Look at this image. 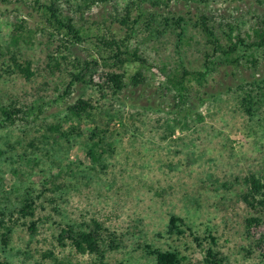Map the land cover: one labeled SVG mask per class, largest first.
I'll return each instance as SVG.
<instances>
[{
  "label": "rangeland",
  "instance_id": "374dc122",
  "mask_svg": "<svg viewBox=\"0 0 264 264\" xmlns=\"http://www.w3.org/2000/svg\"><path fill=\"white\" fill-rule=\"evenodd\" d=\"M85 2L92 4L90 9ZM60 5L87 36L72 49L76 56L82 61L100 60L108 56L103 37L126 40L148 62L143 68L139 63L126 65L127 80L142 69L147 83L116 96L108 91L104 97L97 74L92 84L77 83L67 95L71 73L76 70L71 60L63 58L69 53L60 48V38L50 37L52 29L42 30L46 23L34 0L0 1V102L37 103L45 110L36 122L0 128V210L20 206L27 192L42 190L53 181L61 189L55 192L52 185L45 187L51 202L37 210L35 220L59 219L57 205L62 220H100L123 242L116 251L105 247L104 259L80 254L69 244L61 246L58 229L43 220L35 236L18 226L7 248L0 237V258L10 264H157L144 251V245H152L177 251L184 258L182 264H200L214 247L211 233L218 238L215 249L226 264H264V248L258 245L261 229L255 225L249 230L247 222L257 213L242 198L247 179L264 174V104L255 106L250 116L243 95L236 90L245 82L264 80V49L241 50L242 55L257 58V69L244 61L240 68L218 65L209 72L203 103L193 83L196 96L189 125L176 128L173 134L168 128L174 125L173 101L160 89L181 61L191 71L205 70V38L195 25L202 14L213 20L219 36L229 24L238 26L243 36L252 35L264 19V0H148L143 17L132 0H61ZM176 15L186 22L182 44L175 26L162 23L163 16ZM22 20L34 31L32 40L22 43L19 59L31 62L35 73L31 79L13 71L7 52L14 26ZM50 57L57 58L60 69L51 67L56 61ZM80 99L122 115L108 129L110 150L101 163L92 162L87 154L92 121L65 122L68 108ZM62 122L65 129L76 127L81 135L48 138V128ZM172 216L183 218L202 245L189 231L171 235ZM3 231L0 228V234Z\"/></svg>",
  "mask_w": 264,
  "mask_h": 264
},
{
  "label": "trees",
  "instance_id": "16d2710c",
  "mask_svg": "<svg viewBox=\"0 0 264 264\" xmlns=\"http://www.w3.org/2000/svg\"><path fill=\"white\" fill-rule=\"evenodd\" d=\"M0 1L6 4L11 2V0ZM60 1L50 0L48 3H42L41 0H34V4L35 8L41 12L46 23L45 26H42V30L52 29L50 37L52 39L60 38L63 42L60 48L64 47L67 53H69L64 55L63 58L65 60H71L76 70V72L71 73L72 79L66 90L67 95L71 93L74 85L77 83L92 84L94 82V76L97 74L101 79L98 88L104 97H106L105 95L108 91L116 96L131 87L139 88L147 83L146 75L142 69H139L127 80L126 65L139 63L140 67L143 68L148 62L140 49L135 48L131 50L126 40H118L115 37L112 39L103 37L102 44L107 48L108 56H101L100 60L94 58L91 61H82L76 56L72 52V49L78 44L85 42L87 36L84 35L83 29L77 26L73 18L64 14ZM97 1L109 2V0ZM147 1L132 0V5L137 6L140 17L144 16V6ZM91 5L87 2L84 4L89 9ZM127 9L129 10V8ZM128 10L127 13H129ZM176 16H163L162 23H165L168 27L170 25L175 26L174 31L178 33L180 44H182L186 37V22L183 16ZM151 20L153 22L155 21L154 16L150 18ZM211 21L213 20L206 14H202L195 21L196 27L202 31L205 38V46L207 48L205 53V70L191 71L181 61L168 74L165 83L160 86L162 95H170L173 101L171 113L174 116V125L167 124L172 134L175 133L178 127H188V119L191 118L193 110L192 100L197 95L199 96L200 102H204L202 95H206L207 93L203 92L202 89L205 87L209 72L214 71L216 66L223 65L240 68L244 65V61H246L247 64L245 65L247 67L258 68L257 58L253 54L251 56H244L245 54L242 55L241 50L254 51L256 49H264V19L258 21L256 27L253 29L252 35L246 33V36H243V33L239 31L238 26L231 24H229L228 30H224L223 36H219ZM134 23H138V21L134 20ZM25 24V20L15 24L7 52L10 55L14 67L13 71L15 73H21L26 79H31L35 75L32 71L31 62H21L19 60L21 57L22 43H28L34 37V31L28 30ZM50 59L56 61L51 67L60 69L61 65L57 58L50 57ZM193 83H197L199 87V89L195 90L197 92L196 95H192V91L194 90ZM236 90L240 95H243L244 108L250 116L254 115L255 106L264 104V80L261 82H245L239 85ZM68 110L69 115L65 119L66 123L74 119L79 121H92L88 144L86 145L87 154L92 162L96 164L101 163L105 152L110 150L107 148L109 144L106 141V136L109 132L108 129L117 118L122 119V115H119L120 111H106L97 102L93 103L92 100L87 99L78 100ZM44 111L43 105L37 103L32 106H18L16 102H13L11 105H4L0 102V128L7 129L20 123L28 124L36 122ZM200 120L202 121L201 116ZM64 123H57L54 126H50L47 131L48 138H55L58 135L63 138L81 135L80 130L76 127L65 129ZM100 149L101 152H99ZM48 184L54 187L55 192L61 189V186L59 188L53 181L48 182ZM246 185L247 191L243 194L242 198L257 213V216L248 219V228L250 230L257 225L261 229L258 245L264 248V174L257 176L251 175L247 179ZM46 186L44 185L42 190L31 189L30 192H27L20 206L12 210H0V228L4 230L0 234L3 247H9L11 236L18 226L26 228L32 236H35L39 231V224L44 220L47 223H52V226L58 229L57 240L61 246H67L69 244L80 254H94L104 259L105 247L110 251H116L121 248L123 239L117 236L116 231H112L105 226L104 222L97 219H92L91 222L84 223L66 222L65 219H61L62 214L57 205L55 209L58 212L59 219H53L51 217L43 220L42 218L35 220L37 210L43 207L44 204L51 202V198L46 194V191L50 192V190L45 188ZM53 203L56 204L57 199L53 200ZM168 230L171 235L181 236L185 235L186 231H189L194 241L198 243V246L202 245L200 243L202 242L200 237L196 235L193 229L181 217L172 216ZM209 239L214 247L208 249L200 264H226L225 258L215 249V246L218 244V238L210 233ZM144 251L154 258L157 264H182L184 260L177 251L154 248L152 245H144ZM0 264L10 263L0 258Z\"/></svg>",
  "mask_w": 264,
  "mask_h": 264
}]
</instances>
